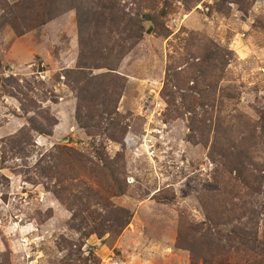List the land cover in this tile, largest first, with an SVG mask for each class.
<instances>
[{"label":"rangeland","instance_id":"1","mask_svg":"<svg viewBox=\"0 0 264 264\" xmlns=\"http://www.w3.org/2000/svg\"><path fill=\"white\" fill-rule=\"evenodd\" d=\"M74 1L0 4V264L264 262V0ZM105 78L114 140L78 99Z\"/></svg>","mask_w":264,"mask_h":264},{"label":"trees","instance_id":"2","mask_svg":"<svg viewBox=\"0 0 264 264\" xmlns=\"http://www.w3.org/2000/svg\"><path fill=\"white\" fill-rule=\"evenodd\" d=\"M23 1L24 2H22V0H21V2L23 4H26V2L31 4L34 1H39V4H38L39 9H41L42 11H46L49 8V6L50 7H57V1H59V0H23ZM71 1H74V0H71ZM74 2H77V1L75 0ZM0 4L3 5V9L4 10H5L6 7L7 8L9 7V5L5 3V0H0ZM100 7H101V5H100ZM100 7H99V9H100ZM76 8H77V10L80 11V7H76ZM111 9L113 10V8H111ZM103 10H105V7H103ZM49 14H51V13H49ZM132 24L136 28V29H134V32H132V36H133L132 38L136 39V40H139L141 38V35H140L141 27H140V25L137 22H134ZM96 27L100 28V22H97ZM208 64L211 66V63H208ZM92 66L93 67H90V69H92V70L93 69H101V67L98 66V65H94L93 64ZM104 66H106V65H104ZM79 68L84 69V68H87V67L79 66ZM80 72H81L80 76L84 77V81L85 82H88V78L86 77L87 74L84 73L85 71H80ZM99 78H104V77H100L99 76ZM106 81H107V79L103 80L101 82H98V86L100 87V89H92V91H91V89H89V87H90L89 85H85V86H80L79 85L81 88L78 89V99H79V101H81V103H84V102L89 100V101L97 102L99 104V106H101V108H102L101 110L103 112H101L100 119L103 120V116H105V115L107 116V120H106L107 121V126L105 127L107 129H105L106 130L105 133L108 135L109 138L114 140L116 138V136H117V133H119L118 132V129H119V124L118 123L119 122L116 120L117 117H118V113H117V110L115 108V104L117 106V103H118V101L120 99V94L121 93H119V92L117 93V91H115L114 87H112V85H111L112 83H108L109 87L111 85L110 89L105 87L103 83L106 82ZM79 84H81V83H79ZM167 86H168V84L166 83L165 84V91H167ZM174 87L177 88V85H174ZM18 90H19V92L21 94H23V90L21 91L20 88H18ZM171 100H173V98H171ZM20 102L22 103L23 100H21ZM169 104H170V102H169ZM113 105H114V110L107 111V109L110 106H113ZM173 105H175V104H173ZM210 105H211V103L208 106H210ZM201 109L204 111L205 114L208 113L209 109L206 108L205 105H202ZM193 111H195V110H193ZM177 112H178V110H177ZM29 123H30V129L38 132V134H40V135H51L52 129L58 124L57 120L53 119L51 128L46 131V130L42 129L44 127V123L43 122H41L42 124L40 125V124L36 123L35 119H30ZM79 124L82 126V128L87 130L90 134H92V129H94V128H97L98 130L103 128V127H101L100 123L95 124V125H91V126L86 125V124L83 125L82 122L81 123L79 122ZM191 129L193 131H195V132L200 131V130H201V132H203L204 126L195 127L194 123H193V127H191ZM62 157L69 158V160L71 161L72 169L74 167V169L77 168L78 170L81 171L82 169L85 168V166H87V165L83 164L84 160L82 158H85L83 155L77 153L76 151L68 149L66 147L60 149V152H58V155L56 157H54V158L52 157L51 159H53V161H57V160H60ZM77 157H79V158H77ZM103 167H104L103 168L104 175L106 173L108 178L111 180V186L113 185L111 190L115 191L116 195H114V196H117V195H120V194H124L126 192V188H125V185L123 184V182L120 179V174H122L121 173V169L118 167V169L116 171H114V168L110 164H108V166L104 165ZM53 169L55 170L54 166H53ZM259 183L264 188V177L261 179V181ZM81 185H85V181H82ZM119 213H121V211ZM122 214H123V216L121 214H119V216H121V218L119 220H122V223H120V226L124 227L127 224V222L129 221L130 216H129V214L127 212H125L123 210H122ZM124 218L126 220V224L123 223V219ZM228 237L232 238L234 240L239 239L238 241L241 242L242 245H244V246L251 245L253 248L256 245V243L259 242V240L256 237H254L252 233H246L245 231H238L236 229L232 230V232L228 235ZM213 263H214V261H213ZM256 264H264V262L256 261Z\"/></svg>","mask_w":264,"mask_h":264}]
</instances>
